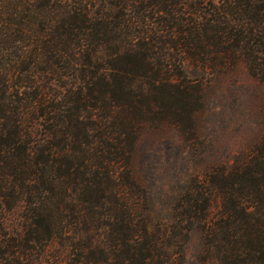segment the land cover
<instances>
[{
    "label": "trees",
    "instance_id": "16d2710c",
    "mask_svg": "<svg viewBox=\"0 0 264 264\" xmlns=\"http://www.w3.org/2000/svg\"><path fill=\"white\" fill-rule=\"evenodd\" d=\"M241 66L264 81V0H0V264H181L198 232L201 264H264V132L170 221L139 170Z\"/></svg>",
    "mask_w": 264,
    "mask_h": 264
},
{
    "label": "rangeland",
    "instance_id": "374dc122",
    "mask_svg": "<svg viewBox=\"0 0 264 264\" xmlns=\"http://www.w3.org/2000/svg\"><path fill=\"white\" fill-rule=\"evenodd\" d=\"M208 86L205 106L192 121L195 126L189 120L185 123L186 128L192 127L190 131L168 127L162 133L150 134L141 146L139 170L157 223L171 220L173 206L193 176L231 162L264 132V81L241 66ZM217 212L215 208L214 214ZM203 248L202 233H195L181 264H201L199 255ZM44 264H70V260Z\"/></svg>",
    "mask_w": 264,
    "mask_h": 264
}]
</instances>
